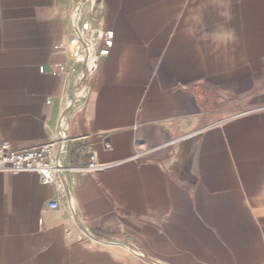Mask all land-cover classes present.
Segmentation results:
<instances>
[{"label":"crops","instance_id":"crops-1","mask_svg":"<svg viewBox=\"0 0 264 264\" xmlns=\"http://www.w3.org/2000/svg\"><path fill=\"white\" fill-rule=\"evenodd\" d=\"M76 2L0 0V142L108 166L0 172V264L264 263V0H98L79 96Z\"/></svg>","mask_w":264,"mask_h":264},{"label":"built area","instance_id":"built-area-1","mask_svg":"<svg viewBox=\"0 0 264 264\" xmlns=\"http://www.w3.org/2000/svg\"><path fill=\"white\" fill-rule=\"evenodd\" d=\"M113 36V31L104 33V45L99 48L97 57L108 54L109 49L113 45ZM44 70V67H42L41 71L44 72ZM69 107L70 105L67 108ZM68 140L67 118L66 114L62 113L58 119L56 135L49 143L28 149H13L9 142H0V172L10 174L21 172L36 173L43 184H48L55 188L58 198L50 203V207L53 209L58 208L59 203L67 198L64 176L66 171L78 170L86 174L89 171L101 170L108 166L97 163L95 155L92 154L91 161L86 166L79 168L66 167L61 158L67 153ZM71 209L74 212V208L71 207Z\"/></svg>","mask_w":264,"mask_h":264},{"label":"rangeland","instance_id":"rangeland-1","mask_svg":"<svg viewBox=\"0 0 264 264\" xmlns=\"http://www.w3.org/2000/svg\"><path fill=\"white\" fill-rule=\"evenodd\" d=\"M93 1V0H92ZM79 16V17H78ZM72 24L74 27L75 34V45L79 44V37L76 33L75 21L78 19V24L85 31L86 34H82L81 39L84 41L86 48L91 49V46H88L90 43V39H94V46L92 45V50L95 58H97L98 46L102 39V30L100 27L99 21V2L95 1L94 5H91L88 0H77L73 10H72ZM85 36V37H84ZM83 45V44H82ZM91 45V44H90ZM84 48V46H83ZM85 49V53L87 52ZM97 48V49H96ZM86 64V61H85ZM89 65H93V63H89ZM95 65L91 66L90 72L86 70V65H83L82 70V82L79 85L80 88L78 91H75V94L79 96V91H82L84 87V81L87 79L88 75L91 73Z\"/></svg>","mask_w":264,"mask_h":264},{"label":"bare ground","instance_id":"bare-ground-1","mask_svg":"<svg viewBox=\"0 0 264 264\" xmlns=\"http://www.w3.org/2000/svg\"><path fill=\"white\" fill-rule=\"evenodd\" d=\"M81 43L83 44L84 48H86V45H85V43H84L83 40H81ZM96 49H97V48H96ZM83 59H84L85 61L89 60V63H93V65L96 64V58H95V56H94V54H93V50H92V49H89V50H87V53H84ZM93 65H91V66H93ZM91 66L88 65V67H87L86 70L90 72V68H91ZM80 94H81V92H80ZM80 94H79V95H80Z\"/></svg>","mask_w":264,"mask_h":264}]
</instances>
